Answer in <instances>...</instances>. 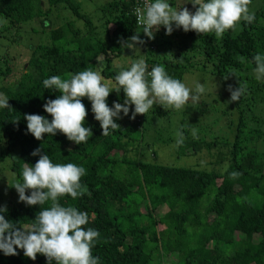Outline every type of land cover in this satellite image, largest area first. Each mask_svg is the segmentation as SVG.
Segmentation results:
<instances>
[{
  "label": "trees",
  "instance_id": "trees-1",
  "mask_svg": "<svg viewBox=\"0 0 264 264\" xmlns=\"http://www.w3.org/2000/svg\"><path fill=\"white\" fill-rule=\"evenodd\" d=\"M168 2L180 7L174 0ZM142 6L143 0H107L100 8L103 17L98 27L81 12L78 0H0L4 22L0 25V93L9 98V107L0 108V175L9 184L0 198L5 218L26 226L35 223L40 207L49 206L48 202L28 206L9 197L16 192L11 185L19 179L22 165L39 159L31 155L39 148L53 163L84 167L82 195L76 199L65 195L59 203L87 213L84 227L99 233L91 249L99 264H264V81L258 82L252 73V57L264 53V7L254 13L252 23L240 21L220 38L182 29L165 34L161 26L148 39L134 14ZM59 8L71 12L74 20L50 27L46 19ZM23 33L41 34L44 41L31 45L25 72L8 85L5 82L13 73L10 64L16 66L10 42L20 40ZM133 35L145 41L136 45L137 55L123 46ZM127 54H132L130 62L143 56L147 71L162 64L169 75L185 83L188 75L213 77L221 82L220 97L223 87L235 89L239 81L247 90L238 101H230L228 92L222 105L216 99L202 100L179 115L159 105L160 110H155L153 105L143 120L141 114L127 122L116 120L118 128L107 136H101L84 97V126L93 133L87 142L76 145L60 132L37 140L26 132L25 113L51 119L42 105L59 93L43 87L45 78L68 79L87 67L96 69L99 57L102 76L114 82L121 67L115 68L111 61ZM123 99L122 91L113 90L107 103L111 107L113 101L123 103ZM197 106L201 120H197ZM178 131L183 133L179 145ZM203 151L214 160L208 167L181 163L182 158L192 160ZM163 156L177 162L166 164L160 161ZM158 212L163 214L155 215ZM0 264L47 261L41 254L32 260L17 249L16 255L0 253Z\"/></svg>",
  "mask_w": 264,
  "mask_h": 264
},
{
  "label": "clouds",
  "instance_id": "clouds-1",
  "mask_svg": "<svg viewBox=\"0 0 264 264\" xmlns=\"http://www.w3.org/2000/svg\"><path fill=\"white\" fill-rule=\"evenodd\" d=\"M187 3L192 4L195 10L172 7L168 0H143V6L134 10L136 23L148 39H152L154 31L161 26L165 34L182 29L220 38L228 30L234 31L240 21L250 24L255 18L248 7L250 0H185L183 4ZM143 43L145 41L138 35H133L123 46L135 51L138 49L136 45ZM96 59V69L87 67L71 74L68 79L52 75L42 81L45 89L59 95L42 105L43 110L50 114V120L39 114H24L27 133L42 140L43 134L55 136L60 132L67 140L80 145L93 134L90 127L84 126L87 112L81 98L86 97L90 102V111L102 130L101 136H107L118 128L115 121L122 118L121 113L134 120L137 114L148 113L153 105H159L166 111H178L190 103H198L206 92L203 83L196 82L190 88L182 80L169 75L162 64H155L147 71L143 56L132 60L127 67H121L114 76V82L106 80L101 74L102 61L99 57ZM252 60L255 64L252 69L254 78L258 82L264 81V53L257 52ZM113 90L117 94L122 91L124 99L123 103L113 101L109 107L107 98ZM228 90L230 101L235 102L247 89L239 81V87L233 89L229 85ZM8 100L0 93V108L9 107ZM192 134L195 137L194 130ZM182 142L183 133L178 131L176 144ZM31 155H38L39 159L35 164L24 163L19 179H15L11 186L18 193V202L28 206H43L48 202L49 206L40 207L35 223L26 226H17L6 219V208L0 207V253L16 255L17 249H21L23 255L32 260L37 254L43 255L47 264H99V258L91 253L99 233L94 228L84 227L89 219L87 213L59 203L65 195L73 199L82 195L84 167L74 163H53L49 155L42 154L39 148Z\"/></svg>",
  "mask_w": 264,
  "mask_h": 264
},
{
  "label": "rangeland",
  "instance_id": "rangeland-1",
  "mask_svg": "<svg viewBox=\"0 0 264 264\" xmlns=\"http://www.w3.org/2000/svg\"><path fill=\"white\" fill-rule=\"evenodd\" d=\"M106 1L107 0H78V2L81 5V12L88 17L90 16L91 20L98 27H100L99 26L100 20L103 17L102 13L100 12V10H101L100 8L104 3H106ZM174 1H175V5L187 7L190 11L195 10V9H193L192 4H190V3L183 4L185 2V0H174ZM248 7H249V10L251 12H254V13L257 10H262V8L264 7V0H250ZM68 20H74V17H72V13L69 12L68 10L63 9V8H59L58 10H55L49 18L46 19L45 23L49 24L50 27L52 26L51 24L53 23V24H55V25H53V28H56L58 26H61L63 23H65ZM1 24H4V22L2 20H0V25ZM36 28H39V27L37 26ZM49 29H51V28H49ZM43 39H44V37L41 34H39V35L27 34L26 35L23 33L20 40L17 39V40L10 42L9 53L11 54V57L14 60L13 62H15L16 66H18V67L14 66V64H10L11 68L13 69V73H12V76L10 77V79L5 82L6 84H8V85L13 84L19 80L21 74L25 72L23 65L29 58V55L31 53V45L34 46V45L40 44L44 41ZM136 47L138 49L133 52V55H137L136 53L138 51H140L139 46H136ZM131 55L127 54L124 56L114 58L111 61L112 66H114L115 68L123 67L124 65H126V62L129 63L130 60L132 59ZM125 67H127V66H125ZM187 77H188V80H187L188 84L186 83V85L189 86L190 88L193 87L196 82H201L205 85L206 92L200 98V101L205 100V101H207L205 103H208V102H212L213 99H216L215 103L217 102L218 104H221V105L223 104L222 103V97H224V96L226 97L229 90L227 88L223 87V95H222V97H220L219 93L221 92V85H220L221 82L219 80H216L213 77H209V76L196 77V75H188ZM1 82H2V80H1ZM208 100H210V101H208ZM190 105H191V103L189 105H186L181 110H178V111L173 110V111L177 112V115H179L185 109H187ZM196 105H200V104H196ZM156 106H157V108L155 110H160L159 106L158 105H156ZM196 108H197V112L199 111V109H201L200 106H197ZM129 115H131V106H130ZM177 115H174L175 120L178 118ZM121 117L122 118L120 120L123 122H127V121L131 120L127 116H123L122 113H121ZM143 118H144V116H143V114H141L139 117V120H143ZM197 118H198L197 120H201L200 116H199V112H198ZM168 120L169 119L166 118L165 125H167ZM177 124L178 123L175 122L173 125H170V126L175 127ZM215 134H216V132H215ZM220 137L223 138L224 136H220ZM155 158H156V156L153 155V153H151L150 159L152 161H154ZM160 161H164V163L169 164V165L177 162L176 159H174V157H171V156L170 157L169 156H163V160L160 158ZM212 161H214V160L210 157L208 152L203 151V152L199 153L195 159L188 160L187 158H184V159L182 158L181 163L182 164L189 163V164L197 165V166L200 165L198 168L201 169V168L208 167V166H206V164H208ZM5 175L7 176V174H5ZM2 178H3V175L1 174L0 175V198L1 199H2L1 190H3L4 187L8 188V186H9L8 183L6 184L5 182H3ZM9 197L16 199V198H18V193L15 192V194H13ZM141 210H143L145 212V210H144V208H142V206H141ZM162 214H163L162 212H158L155 215L158 216V215H162Z\"/></svg>",
  "mask_w": 264,
  "mask_h": 264
}]
</instances>
